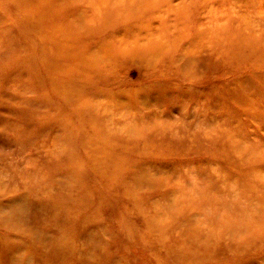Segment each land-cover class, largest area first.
<instances>
[{"label":"rangeland","instance_id":"1","mask_svg":"<svg viewBox=\"0 0 264 264\" xmlns=\"http://www.w3.org/2000/svg\"><path fill=\"white\" fill-rule=\"evenodd\" d=\"M12 203L40 264H264V0H0Z\"/></svg>","mask_w":264,"mask_h":264},{"label":"bare ground","instance_id":"2","mask_svg":"<svg viewBox=\"0 0 264 264\" xmlns=\"http://www.w3.org/2000/svg\"><path fill=\"white\" fill-rule=\"evenodd\" d=\"M138 44L139 43H135L133 46L135 45L138 46ZM143 47L152 48L148 43L145 45L144 44L139 45V48H143ZM139 103L143 107L147 106V103L144 100L140 99ZM151 105L152 104H150V106ZM12 204L15 206V208H13L8 215L5 214L4 208L0 206L1 214L3 218L7 221L6 222L4 220H0L3 226L2 228H0V230H6L7 232L6 234H2L0 232V253L4 254V255L0 254V264L3 262H6V264H33L34 258L36 263H38L37 262L38 258L34 257L33 255V251L36 255L37 249L29 252V242H25L24 240L20 239V238L30 239L31 233L34 234V232L32 231L34 227L31 226L30 223L28 222L30 221L31 216L30 215L26 216V210H25V208L28 209L30 205L28 203L21 205H17V203H12ZM64 249L65 250L67 249L66 244L64 245Z\"/></svg>","mask_w":264,"mask_h":264}]
</instances>
